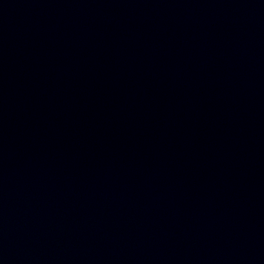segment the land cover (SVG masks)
Here are the masks:
<instances>
[{"label":"water","instance_id":"1","mask_svg":"<svg viewBox=\"0 0 264 264\" xmlns=\"http://www.w3.org/2000/svg\"><path fill=\"white\" fill-rule=\"evenodd\" d=\"M0 264H264V0H0Z\"/></svg>","mask_w":264,"mask_h":264}]
</instances>
